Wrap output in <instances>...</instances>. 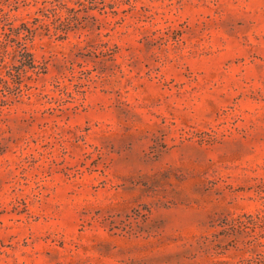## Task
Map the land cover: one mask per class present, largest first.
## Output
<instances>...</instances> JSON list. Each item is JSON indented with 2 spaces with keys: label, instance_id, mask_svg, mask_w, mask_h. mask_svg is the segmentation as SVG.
<instances>
[{
  "label": "rangeland",
  "instance_id": "374dc122",
  "mask_svg": "<svg viewBox=\"0 0 264 264\" xmlns=\"http://www.w3.org/2000/svg\"><path fill=\"white\" fill-rule=\"evenodd\" d=\"M1 42L0 264H264V0H0Z\"/></svg>",
  "mask_w": 264,
  "mask_h": 264
},
{
  "label": "trees",
  "instance_id": "16d2710c",
  "mask_svg": "<svg viewBox=\"0 0 264 264\" xmlns=\"http://www.w3.org/2000/svg\"><path fill=\"white\" fill-rule=\"evenodd\" d=\"M27 32V35L24 37V41H27L32 38L33 32L30 29H25ZM12 33H15V36L17 37L20 34L21 29H11L10 30ZM10 37V35H8ZM12 43H16L17 48L19 49V53L21 54L22 57V67L27 68L25 72L33 71L35 72L37 69L40 70L38 66L35 64L34 56L31 54L28 50V47L26 46L25 43H22L18 41L17 39H12ZM1 46L3 45V42L0 43ZM40 73V72H38Z\"/></svg>",
  "mask_w": 264,
  "mask_h": 264
}]
</instances>
